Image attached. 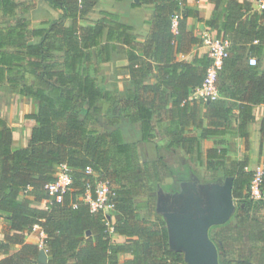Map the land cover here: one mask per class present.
Segmentation results:
<instances>
[{
  "label": "trees",
  "instance_id": "1",
  "mask_svg": "<svg viewBox=\"0 0 264 264\" xmlns=\"http://www.w3.org/2000/svg\"><path fill=\"white\" fill-rule=\"evenodd\" d=\"M99 2L0 0V90L37 104L36 112L25 116L35 123L27 147H15L13 128L0 119V214L8 230L0 241V264H41L42 250L48 264H188L183 253L170 249L166 221L152 195L165 179L175 177L163 149L184 151L189 158L196 155L198 163L216 175L213 182L234 179V201L250 198L254 172L248 170L249 156L239 159L235 143L227 138L238 135L247 142L254 107L264 105V9L247 19V4L230 0L223 9L227 17L220 31L232 46L218 75L220 98L205 102L193 92L202 86L210 58L177 60L188 18H199L188 0L132 3V8H153L151 34L140 43L135 28L121 22L118 14L101 12L98 20L89 21ZM50 10L59 15L53 17ZM218 10L207 22L214 28L220 27L223 14ZM39 15L43 18L35 21ZM200 42L191 40L192 45ZM242 44L250 45L248 55L237 48ZM121 55L127 57L129 64L122 70L129 79L119 97L98 81L97 65ZM252 57L255 66L249 64ZM102 101L110 129L100 132L92 124L99 121ZM125 119L140 141L157 146L159 158L152 168L143 169L137 142L126 141L121 129ZM206 138H214V144L204 156L201 140ZM63 164L73 174L72 190L62 204L46 205L45 187L56 181ZM87 167L111 181L116 221L109 223L103 212L92 213L80 200L87 184L96 182V176L85 173ZM261 190L264 194V175ZM141 195L149 197L138 210L135 199ZM236 218L238 226L247 223L244 216ZM233 223L209 232L220 264H264V248L254 250L256 259L227 257L228 249L215 232ZM36 225L46 235L43 247L26 238ZM114 235L126 242L114 244ZM235 239L264 243V227L240 230ZM123 255L129 258L122 261Z\"/></svg>",
  "mask_w": 264,
  "mask_h": 264
},
{
  "label": "crops",
  "instance_id": "2",
  "mask_svg": "<svg viewBox=\"0 0 264 264\" xmlns=\"http://www.w3.org/2000/svg\"><path fill=\"white\" fill-rule=\"evenodd\" d=\"M230 0H188V4L199 11V18H188L187 25H186V31L184 35L181 36V39L183 40V53L179 54L177 56L178 61H186L188 63L193 62V60L196 57L203 58L205 56H208L209 52V44L216 38H226L224 31L221 30V26L223 22L225 21L227 17V13H223V9L229 5ZM241 4H247V7L244 8L243 13L246 14V19L250 17L254 13H261L262 10L260 9V6L258 4V0H237ZM132 3H136L134 0H125L123 2L116 1V0H100V2L95 6L94 10L90 13L88 16L89 21H95L98 20L101 16V12H109V13H115L118 14L120 17L121 22L124 24L133 26L135 28V36L137 42H144V40L149 37L151 34V22H152V13L153 8L152 6L148 5H142L140 7L132 8ZM139 3V2H138ZM219 4V6H218ZM219 7L218 12L223 13L221 16L220 21V27L214 28L207 24L208 21H210L216 12V8ZM50 10V13L52 14ZM58 12V11H56ZM59 15V12H58ZM83 24H87V21H84ZM174 32L176 33V29H174ZM193 38L199 39L201 42L199 44H191V40ZM230 41L229 38H226ZM230 44L232 46V43L230 41ZM236 47V46H235ZM231 48V47H230ZM237 48L240 49L241 52L245 53L246 55L249 54L250 45L242 44L240 46H237ZM209 57V56H208ZM128 60L125 55H121L120 57L116 58L115 61L110 63H103L98 64L97 68L99 70V77L103 78V75L101 76V72L104 73V77L107 75L106 73H115L116 70H122V68L128 66ZM123 71V70H122ZM126 71H123L125 73ZM154 74L151 75L153 77ZM126 81L129 79V75L127 73L123 74ZM102 80V79H100ZM105 84L106 82H113L110 77L107 75L105 77ZM254 116H255V122L250 124L248 127V139L247 142L245 139L240 138L238 135L228 136V140L234 142L235 144L238 143L240 146H244V153L243 150H240L241 152L239 155V159H243L245 155L247 154L249 156V167L248 170L254 171L256 167L262 163H264V105H259L254 107ZM35 126V123L32 125V128L29 130V132L26 135L25 139H16L14 136V145L16 148H24L28 146L29 140L31 138L32 130ZM121 129L124 133V137L126 141H136L137 140V130L134 126H132L127 119L124 120L123 124H121ZM197 134H201V132H197ZM164 144H168L170 139L165 137ZM206 139H212V145L209 147H204L202 141ZM202 139V151L205 156L206 151L213 147L214 144V138H206ZM26 141V142H25ZM152 148L153 153L156 155V161H158L159 155H158V149L157 146L153 143H144ZM138 151H139V145ZM169 152L170 150H161ZM171 151H180L172 149ZM170 151V152H171ZM160 152V151H159ZM184 153V155L189 159L187 154L184 151H181ZM243 153V154H242ZM163 156L166 157V154L163 153ZM196 157V155L194 156ZM167 160V159H166ZM169 164V163H168ZM170 165V164H169ZM171 166V165H170ZM201 166V165H200ZM204 167V166H203ZM205 168V167H204ZM175 176V173H174ZM170 180L173 178H169ZM186 181H192V180H186ZM185 182V181H182ZM182 182H179L180 184ZM220 182V181H219ZM179 184V185H180ZM163 189L165 191L164 187L159 188ZM167 193V191H165ZM172 193V192H168ZM35 207L44 208L45 204L37 205L34 204ZM241 215L244 216V210H239L234 213L233 217L230 221H237V216ZM245 217V216H244ZM246 218V217H245ZM118 219L117 216L114 217V221ZM238 226V221H237ZM261 226V225H260ZM259 225L254 224H248L247 229L260 227ZM264 227V226H263ZM28 241L32 243L39 244L40 241V231H36L33 234H31L28 238ZM113 242L114 244H124L126 242V238L119 235L113 236ZM251 243V242H248ZM254 249L264 248V243H255L252 242ZM3 256H0V260L3 259ZM121 260H125L129 258L128 255H123L120 257Z\"/></svg>",
  "mask_w": 264,
  "mask_h": 264
},
{
  "label": "rangeland",
  "instance_id": "3",
  "mask_svg": "<svg viewBox=\"0 0 264 264\" xmlns=\"http://www.w3.org/2000/svg\"><path fill=\"white\" fill-rule=\"evenodd\" d=\"M42 6L43 3H40ZM53 17L58 16V12L51 11ZM40 15L36 17L35 21L42 19ZM117 73H109L106 74L110 77L113 82H106L105 84V76L104 73L101 72V76L98 81L102 84L103 87L111 90L114 95L119 96L126 89V79L123 76L122 70H116ZM115 76V77H114ZM102 79V80H100ZM99 107L102 109L101 116H99V121L97 124L93 125V128L98 129V131L103 132L106 129H110L108 127V119L105 117L107 104L105 102H100ZM37 104L35 101L20 96L19 94L10 93L4 89L0 90V119L6 120L9 126H11L14 130V136L16 139H25L29 130L32 128L34 124L33 121L27 120L25 116L27 114H31L36 112ZM91 127V126H90ZM26 142V141H25ZM137 144L139 145V158L141 165L144 170L152 168L156 155L153 153L152 148L146 144L145 142L140 141V138L137 135ZM212 139L203 140V146L209 147L212 145ZM234 151L237 155L241 152L240 150L244 149V146H240L238 143L234 146ZM162 153L166 154L167 162L171 165L175 173V177L173 180L165 179L164 187L167 192H177L180 189V183L186 180H197L199 183H211L213 180L217 179L216 175L213 173H208L204 167L200 166L196 157L187 158L184 153L181 151H163ZM244 153V150H243ZM242 153V154H243ZM223 182V181H222ZM153 196H157V192L152 194ZM148 195H141L135 199V205L139 210L148 200ZM236 205V212L239 210H244V216L247 218V223H243L240 226H237V221L233 224L219 228L216 230L217 236L219 239H222L224 244L228 249V253L226 254L229 259H240L242 257H248L250 259H256L254 255V246L248 242H241L236 240L237 232L240 230H244L248 228V224L261 225L264 226V202H254L251 201L250 198H247L243 201H234ZM251 202V205L248 206L246 203ZM8 233L7 224L4 220V215L0 214V241H4L6 234ZM27 240L29 236H26ZM259 249V248H256ZM16 250V249H15ZM3 256V255H0ZM4 257V256H3Z\"/></svg>",
  "mask_w": 264,
  "mask_h": 264
},
{
  "label": "water",
  "instance_id": "4",
  "mask_svg": "<svg viewBox=\"0 0 264 264\" xmlns=\"http://www.w3.org/2000/svg\"><path fill=\"white\" fill-rule=\"evenodd\" d=\"M233 184L232 177L205 184L192 180L182 182L177 192H157L156 211L166 221L170 249L183 253L188 264H220L209 232L233 217ZM39 262L48 264L45 250L40 252Z\"/></svg>",
  "mask_w": 264,
  "mask_h": 264
},
{
  "label": "built area",
  "instance_id": "5",
  "mask_svg": "<svg viewBox=\"0 0 264 264\" xmlns=\"http://www.w3.org/2000/svg\"><path fill=\"white\" fill-rule=\"evenodd\" d=\"M260 9H264V0H258ZM178 25V18L175 17L173 21V28L176 29ZM230 41L226 38H216L209 44L208 56L211 64L207 70L205 79L200 88L193 92V97L201 98L205 102H211L220 98V91L218 87V75L222 69L223 62L230 55ZM251 66L257 64V59L252 57L249 60ZM253 180L248 189V195L254 202H259L264 199V194L261 190L262 177L264 175V163L258 165L253 171ZM85 173L87 175L96 176L91 167H87ZM73 174L67 164H63L58 168L56 181L47 184L45 190L48 195L46 205L62 204L65 197L71 192L73 187ZM114 193L112 191L111 181L101 179L96 176L95 186L88 183L86 193L80 197V200L88 204L92 213L103 212L109 223L114 222L115 204L112 202ZM77 207V204H74ZM40 231L39 245L43 247V240L46 237L39 226L34 227V232Z\"/></svg>",
  "mask_w": 264,
  "mask_h": 264
}]
</instances>
